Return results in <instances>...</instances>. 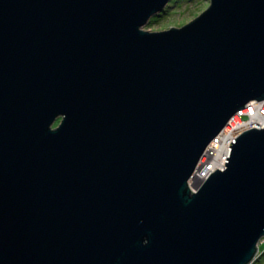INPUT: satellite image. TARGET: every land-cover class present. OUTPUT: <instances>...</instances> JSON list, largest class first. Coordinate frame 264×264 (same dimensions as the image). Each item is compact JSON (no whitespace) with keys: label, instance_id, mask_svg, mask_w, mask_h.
<instances>
[{"label":"water","instance_id":"obj_1","mask_svg":"<svg viewBox=\"0 0 264 264\" xmlns=\"http://www.w3.org/2000/svg\"><path fill=\"white\" fill-rule=\"evenodd\" d=\"M170 1L0 0V264L254 261L264 127L188 183L264 100V0L144 31Z\"/></svg>","mask_w":264,"mask_h":264},{"label":"built area","instance_id":"obj_2","mask_svg":"<svg viewBox=\"0 0 264 264\" xmlns=\"http://www.w3.org/2000/svg\"><path fill=\"white\" fill-rule=\"evenodd\" d=\"M264 127V100L260 102H254L247 105L244 109L238 111L227 123L224 129L215 137L211 143L206 147L195 171V175L189 181V188L192 192L197 190V183L205 180V178L215 172V170H224L225 162L229 157L231 149L230 143L235 138H231L230 135H234V132L239 131L238 134L243 133L251 128H263ZM228 138V139H226ZM225 143L226 153H220V146ZM218 159V160H217Z\"/></svg>","mask_w":264,"mask_h":264},{"label":"rangeland","instance_id":"obj_3","mask_svg":"<svg viewBox=\"0 0 264 264\" xmlns=\"http://www.w3.org/2000/svg\"><path fill=\"white\" fill-rule=\"evenodd\" d=\"M209 7V0H179L170 3L165 11L156 18L155 21H149L144 27V31L161 32L170 28H180L198 16H200ZM58 124L55 122L53 128ZM258 253L251 264H264V238L257 244Z\"/></svg>","mask_w":264,"mask_h":264},{"label":"bare ground","instance_id":"obj_4","mask_svg":"<svg viewBox=\"0 0 264 264\" xmlns=\"http://www.w3.org/2000/svg\"><path fill=\"white\" fill-rule=\"evenodd\" d=\"M167 7H168V6H167ZM167 7H166V8H167ZM239 131H240V130H239ZM239 131L234 132V135H230V137H231V138H235L236 136L240 135V134H238ZM226 139H228V138H226ZM225 150H226V146H225V143H224L223 146H220V150H219V152H220V153H226ZM217 160H218V159H217Z\"/></svg>","mask_w":264,"mask_h":264},{"label":"trees","instance_id":"obj_5","mask_svg":"<svg viewBox=\"0 0 264 264\" xmlns=\"http://www.w3.org/2000/svg\"><path fill=\"white\" fill-rule=\"evenodd\" d=\"M176 1H179V0H171V1L169 2V4H170V3L173 4V3H175ZM157 17H158V16L153 17V18L151 19V21H155Z\"/></svg>","mask_w":264,"mask_h":264}]
</instances>
